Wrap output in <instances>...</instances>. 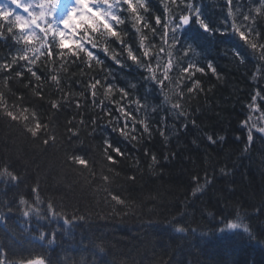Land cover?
<instances>
[{
    "label": "trees",
    "instance_id": "16d2710c",
    "mask_svg": "<svg viewBox=\"0 0 264 264\" xmlns=\"http://www.w3.org/2000/svg\"><path fill=\"white\" fill-rule=\"evenodd\" d=\"M165 2L173 13L183 8V5L177 7L179 0L177 4L171 0H150L152 12L163 14ZM192 2L202 8L210 27L224 29L226 0ZM238 3L242 12L248 13L259 6L260 0H238ZM252 15H256L255 11ZM237 19L242 21V16ZM151 22L155 23L154 16ZM231 23L229 19L226 35L220 31L214 35L202 34L193 25L181 36L185 48L192 44L195 49L189 53L191 59L205 69L193 77L201 82L203 91L186 101L190 114L187 121L168 115V106L153 109L161 104L163 96L143 79L146 73L142 69L134 66L116 69L102 51L94 50L106 66L116 69L111 82L126 88L130 99H140L141 105H148L139 110L132 106L137 121L144 119L145 113L149 115L152 130L149 136L143 133L139 123L132 125L129 121V129L133 126L138 129L137 141L114 132L112 118L94 106L87 85L91 75L101 78L105 75L99 68L88 72L84 64L77 62L70 63L64 71L60 61L51 63L44 56L34 66L41 76L39 82L22 67L25 61L0 72V93L5 95L9 109L17 97H22L23 106L30 112L37 111L42 122L52 125L50 131L57 137L56 145L44 150L43 136L34 140L25 132L22 122L11 121L0 110V170L7 165L19 177L12 181L10 177L0 176V247L7 251L8 261L40 255L46 264H264V134L257 131L260 123H256L260 115L264 120L261 98L264 92L260 91L264 89V73L257 72L258 61L251 49L232 33ZM257 24V30L264 33V16L257 18ZM121 27L134 38L130 23ZM260 42H264V37ZM155 43L160 44L159 39ZM113 46L119 49L118 45ZM20 47L23 45L13 44L10 36L0 38V63L10 61ZM235 49L247 58V63H240L233 54ZM174 51L177 57L183 55L179 45ZM164 59L167 62L166 55ZM209 61L216 67L219 79L207 70ZM183 66H187V58ZM19 71L24 75L17 77ZM54 74L60 77L63 92L72 96L59 111L51 108L52 100L63 103L62 93L50 80ZM37 83L42 85L43 99L33 92ZM131 84L136 88L130 87ZM191 86L188 81L187 87ZM165 91L172 102L177 100L174 83L167 84ZM184 91L187 96V88ZM257 92L260 96L253 101ZM119 100V91L106 99L101 89L95 103L104 101L113 115L119 117L114 103ZM77 102L81 105L79 109ZM162 118L166 119V125L161 124ZM243 121H247V126ZM123 123L121 120L120 124ZM69 127L79 133L78 139L68 132ZM158 129L164 130L165 135ZM249 129L255 139L245 151ZM142 134L143 138L139 139ZM208 136L216 143H210ZM105 138L125 153L116 157L118 163L111 165V171L110 162L103 157ZM66 153L85 155L93 165L94 175L88 170L81 171L82 166H69L65 162ZM153 154L158 163L150 167ZM221 168L224 173L220 172ZM206 174L211 183L193 197L197 185L192 177L198 175L203 185ZM102 175L109 177L107 187L125 198L127 206L104 203ZM133 175L134 182L127 179ZM37 181L44 199L54 198L58 211L67 213L70 219L73 213L85 219L65 225L63 219H52L50 215L40 218L33 213L25 217L23 212L28 210V205L19 201L24 198L29 204L34 202L31 189ZM227 203L239 206L244 223L251 226L255 238L242 230L220 231L225 225L218 218ZM39 207L46 212V203ZM234 216L233 209L229 218ZM177 227L186 231L177 233ZM40 232L46 234L43 241L39 239Z\"/></svg>",
    "mask_w": 264,
    "mask_h": 264
},
{
    "label": "snow or ice",
    "instance_id": "6c2138e0",
    "mask_svg": "<svg viewBox=\"0 0 264 264\" xmlns=\"http://www.w3.org/2000/svg\"><path fill=\"white\" fill-rule=\"evenodd\" d=\"M171 2L177 4V0H171ZM226 2L228 13L223 20L224 29L221 30L210 27V22L204 17L202 8L194 4L192 0H179L177 7L180 8V5H183V8L175 13L171 11L168 3L165 2L163 5L164 13L161 15H155L152 12L150 0H71L70 4L64 6L61 5V0H11L12 5L16 9H22L25 15L12 11L6 5H0V21H4V23H0V38L7 39L10 36L13 44H22L23 47L16 49V54L12 56L10 61L5 60V62L0 63V72H7L13 68V65L25 61L26 64L22 67L26 68L27 72H30L39 82L41 76L34 70V66L37 60L44 56L51 63H56L57 60L60 61L61 68L64 71L68 70L70 63L75 64L77 62L84 64L88 72H95L99 68L105 75L102 78L91 75L87 85L94 106L100 107L105 115L112 118L114 132H118L125 139H129L130 136L132 141H137L138 136L135 133L138 129L134 126L129 129V121L132 125L139 123L143 128V133L149 136L152 135V130L149 115L145 113L144 119L137 121L133 115L132 106L135 105L139 110L141 107L147 108L148 105L147 103L141 105L140 99H130V93L126 88L118 87L117 84L111 82L115 79V71L116 69L122 70L133 66L142 69L146 73L143 79L155 86L159 94L163 96L161 104L154 105L153 109H162L164 106H168V115H172L176 119L183 117L187 121L190 114L186 108V101L195 98L198 92L203 91L201 82L193 79V77L196 72H205V69L194 62L189 55V53L195 52L193 45L188 44L185 48L181 42L182 34L189 27L198 26L202 34L214 35L216 31H220L221 35H226L228 21L231 19L232 33L239 37L244 46L251 49L252 56L258 61L257 72L264 73V42H260L261 38L264 37V33L257 30V18L264 16V0H260L259 6L250 9L248 13L242 12L238 0H226ZM233 6H235V10H233ZM184 9H187V11L185 12ZM252 11H255V16L252 15ZM13 16L14 21L12 20ZM153 16L154 24L151 22ZM239 16H242V21H238ZM128 23L131 24L134 38L125 30V27H121L126 26ZM161 28L163 29L162 33ZM4 30H6V34ZM157 39H159L160 44L155 43ZM113 45H118L119 49ZM177 45L183 49V55L180 57H177L176 51H174L177 49ZM157 48L158 51H156ZM94 50L102 51L104 56L116 65V69L106 66L105 60L101 59ZM29 53H32V55H29ZM233 54L241 64L247 63V58L238 49H235ZM165 55L167 56V62L164 59ZM186 58L187 66L185 67L183 62ZM207 70L217 76L218 79L220 78L216 67L211 61L207 64ZM177 71L180 75L174 77L173 73ZM23 75V71L16 72L17 77ZM50 80L63 95V103L57 100L51 101V108L59 111L63 104L71 101L72 96L70 93L63 92V88L60 86L61 79L58 75H51ZM188 81H191V87H187ZM173 83L178 89L176 93L178 98L175 102L170 100L165 91L167 84ZM130 87L135 89L136 85L131 84ZM41 88L42 85L37 83L33 86V92L43 99ZM184 88H187V96ZM101 89H103L106 99L110 98L113 92L119 91L120 100L114 101L116 104L115 111L120 113L119 117L113 115V111L108 109L104 101H100L99 104L95 103ZM260 91L264 92V89ZM257 96H260V92L252 97L253 101L257 99ZM261 98L264 99V97ZM125 101L127 103H124ZM76 107L78 109L81 107L79 102L76 103ZM0 110L11 121L22 122L25 132L30 133L34 140H39L43 136L44 150L56 145L57 137L50 131L52 125L42 122L37 111L30 112L27 107H24L22 97H17V102L9 109L5 95L0 93ZM121 120L124 121L123 125L120 124ZM69 123L71 124V121ZM80 123L83 124L84 120H81ZM242 123L247 126V121ZM161 124L166 125L165 118L161 119ZM192 125L193 127L196 126L194 120ZM184 127L187 128L186 123ZM67 130L72 133V137L79 138V133L74 131L73 128L69 127ZM158 130L161 131L162 136L165 135L164 130ZM257 131L264 134V128H258ZM72 137H69V142H71ZM142 138L143 134L139 139ZM207 139L210 143H216L212 136H208ZM219 139L223 140L224 137ZM247 139L248 144L245 151L254 143L255 137L251 129L248 131ZM124 155L125 153L119 146L107 138L104 139L103 157L110 162L109 171L112 170L111 165L118 163L116 157H123ZM145 155H148L147 151ZM165 159H168V157L166 156ZM65 162L69 166H82L81 171L88 170L94 175L93 165L85 155L66 153ZM157 163L158 158L153 154L150 167L156 166ZM220 172L224 173V168H221ZM0 176L10 177L12 181L19 179L16 174L9 170L7 165L3 170H0ZM101 179L105 184V187L101 189L105 193L104 203L115 202V205L127 206L125 198L107 187L109 177L102 175ZM127 179L134 182L136 177L133 175L127 177ZM192 180L197 185L192 193L193 197L197 193H202L211 183L207 178V174L203 185L199 183L200 178L198 175L193 176ZM31 192L35 196L32 204H29L24 198L19 201L21 205H28V210L23 212L25 217H29L33 213L40 218L50 215L52 219H63L65 225H71L73 221L85 219L83 215L77 216L75 213L72 214L70 219L67 213L62 210L58 211L56 204L53 202L54 198L49 197L47 201L44 199L38 181L32 187ZM45 203L47 205L46 212L39 207ZM62 207L61 205V209ZM233 209L235 210V216L229 218ZM113 210H115V207H113ZM209 215L212 214L209 213ZM218 220L220 224L225 225L220 229L221 232L242 230L249 237L255 238L251 226L244 223L245 217L241 214L238 205L225 204ZM175 231L184 233L186 229L177 227ZM39 239L41 241L45 240L46 234L40 232ZM52 242L54 240L49 241V243ZM0 264H46V261L40 255L29 256V258H22L19 261H8L7 251L0 247Z\"/></svg>",
    "mask_w": 264,
    "mask_h": 264
},
{
    "label": "rangeland",
    "instance_id": "374dc122",
    "mask_svg": "<svg viewBox=\"0 0 264 264\" xmlns=\"http://www.w3.org/2000/svg\"><path fill=\"white\" fill-rule=\"evenodd\" d=\"M70 3H71V0H61V5L62 6L66 5V4H70ZM0 5H6L7 7L11 8L12 11L17 12L20 15H25V13H23V10L22 9H16L15 6L12 5L11 0H0ZM255 109H252V110L255 111ZM261 116L262 115H260V116H258L256 118V121H257L256 123H260V125L258 126V128H264V120L262 119Z\"/></svg>",
    "mask_w": 264,
    "mask_h": 264
}]
</instances>
